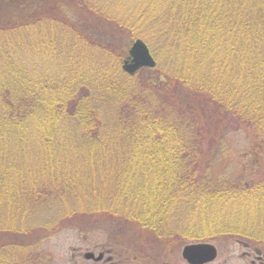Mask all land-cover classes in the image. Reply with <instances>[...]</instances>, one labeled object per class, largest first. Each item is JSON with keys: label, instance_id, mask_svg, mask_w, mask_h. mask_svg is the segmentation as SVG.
Returning <instances> with one entry per match:
<instances>
[{"label": "trees", "instance_id": "16d2710c", "mask_svg": "<svg viewBox=\"0 0 264 264\" xmlns=\"http://www.w3.org/2000/svg\"><path fill=\"white\" fill-rule=\"evenodd\" d=\"M115 3L0 0V216L15 218L0 264L39 261L42 214L59 223L43 233L108 214L164 239L264 244V0H118L120 17ZM125 38L156 67L127 74ZM242 129L239 172H214ZM228 203L222 226H187Z\"/></svg>", "mask_w": 264, "mask_h": 264}, {"label": "rangeland", "instance_id": "374dc122", "mask_svg": "<svg viewBox=\"0 0 264 264\" xmlns=\"http://www.w3.org/2000/svg\"><path fill=\"white\" fill-rule=\"evenodd\" d=\"M114 2L116 3L114 6L112 5L113 12L117 17H120L121 6L118 4V0H114ZM134 42H128L126 38L120 42L124 46L129 44L125 60L129 58V50ZM224 142L226 151L220 153L216 158L217 162L213 166V171L218 174L236 175L239 172L242 157L252 148V139L248 132L242 129L237 132H229ZM19 173L21 174V171ZM23 175H25V171ZM234 212L235 206L228 203L218 206L210 213L200 214L196 219H191V221L200 222L187 224V226L189 228L195 226V231L218 228L219 225L222 226L225 219H232ZM39 218V222L35 219L33 221L37 223L31 222L36 225V230L41 229L40 234L43 235L35 242L38 245L36 255L41 257L39 259L41 261H37L35 264H111L86 260L84 255L87 252H93L96 255L101 252H110L114 256V264H188L182 257L184 247L199 243H208L217 248L216 260L206 264H250L249 261L246 262L241 258V253L244 251L241 245L247 242L226 234L210 241L178 239L181 237L180 235H177V239H164L157 237L153 231L144 229L135 222H119L116 219L113 220L108 214L95 215L81 224V228H66L60 232L52 228L51 231L43 233L42 227L46 224L45 218L51 220L50 226L59 224L58 219L54 215L47 217L45 214L39 215ZM14 220L12 212L0 216V222L12 224ZM56 221L57 223H54ZM22 230L24 229L22 228ZM26 236L27 234L17 235V240L25 239ZM194 236L199 235L194 234ZM252 245L264 251V244Z\"/></svg>", "mask_w": 264, "mask_h": 264}, {"label": "water", "instance_id": "95a60500", "mask_svg": "<svg viewBox=\"0 0 264 264\" xmlns=\"http://www.w3.org/2000/svg\"><path fill=\"white\" fill-rule=\"evenodd\" d=\"M156 65L157 62L147 44L137 39L129 50V58L123 63V70L129 75H134L141 69H153ZM182 256L189 264H206L216 260L217 249L208 243L191 244L184 247ZM84 258L100 262L104 259V254L100 253L97 256L93 252H87Z\"/></svg>", "mask_w": 264, "mask_h": 264}, {"label": "flooded vegetation", "instance_id": "af4514ba", "mask_svg": "<svg viewBox=\"0 0 264 264\" xmlns=\"http://www.w3.org/2000/svg\"><path fill=\"white\" fill-rule=\"evenodd\" d=\"M241 247L244 249V251L241 253V258L244 259V261L246 262L249 261L250 264H264V251L261 248H258L256 246L247 243L242 244ZM101 253L104 254V259L100 261L101 263L109 262L111 264H114L113 263L114 256L111 255L110 252L107 253L101 252ZM217 256H218V251H217Z\"/></svg>", "mask_w": 264, "mask_h": 264}]
</instances>
